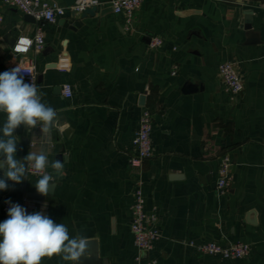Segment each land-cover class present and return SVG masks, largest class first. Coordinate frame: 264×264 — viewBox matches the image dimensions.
<instances>
[{
  "label": "crops",
  "instance_id": "crops-1",
  "mask_svg": "<svg viewBox=\"0 0 264 264\" xmlns=\"http://www.w3.org/2000/svg\"><path fill=\"white\" fill-rule=\"evenodd\" d=\"M107 1L93 13L68 11L43 24V48L24 53L14 51L16 43L32 38L40 22L0 1V73L33 63L42 100L58 113L50 142L39 126L15 130L16 158L45 150L50 161L64 162L48 196L36 191L38 176L6 181L0 222L8 218L6 199L27 197L37 201L33 213L43 211L70 236L89 239L78 264H132L131 207L141 187L159 231L146 253L152 264H264L263 0H143L130 21L105 11ZM245 9L253 10L249 28ZM9 34L12 45L4 39ZM154 37L161 44L150 47ZM223 61L242 79L238 94L219 77ZM144 108L152 116L153 155L131 165ZM5 119L0 113V127ZM226 156L229 185L220 193L216 180ZM209 241H243L250 253L230 259L198 250ZM41 264L71 262L53 256Z\"/></svg>",
  "mask_w": 264,
  "mask_h": 264
},
{
  "label": "clouds",
  "instance_id": "clouds-1",
  "mask_svg": "<svg viewBox=\"0 0 264 264\" xmlns=\"http://www.w3.org/2000/svg\"><path fill=\"white\" fill-rule=\"evenodd\" d=\"M28 44L26 38H20L14 51L24 53ZM24 73L27 70L21 64L0 73V113L6 117L0 127V190L8 188L6 181L19 184L32 174L39 177L34 184L36 191L48 196L56 187V180L64 175V162L50 161L45 150L29 151L23 160L17 159L18 140L14 132L21 125L29 131L39 126L42 136L50 142L57 129L58 113L43 102L44 93L35 84L25 82ZM68 127L65 123L58 130L62 132ZM6 203L10 207L8 218L0 222V264H41L43 258L53 256L78 264L88 256L87 237L70 236L65 224L55 223L43 211L28 214L19 204Z\"/></svg>",
  "mask_w": 264,
  "mask_h": 264
},
{
  "label": "built area",
  "instance_id": "built-area-1",
  "mask_svg": "<svg viewBox=\"0 0 264 264\" xmlns=\"http://www.w3.org/2000/svg\"><path fill=\"white\" fill-rule=\"evenodd\" d=\"M0 1L7 6L16 7L24 14H29L33 16L35 20L40 22L35 29L33 37L26 38L29 41L27 48L33 46L37 51H40L44 46L43 24L55 22L68 11L82 13L87 8L94 6L98 7L105 3V1L102 0H75L71 5L59 4L57 2L46 0ZM142 1L143 0H109L107 3L114 13L123 14L127 21H130L135 9ZM259 5L264 7V0L259 2ZM160 44L161 39L154 37L151 39L149 46L156 47ZM21 65L27 70V73H24L25 82L33 83L37 86V75L34 64L28 62ZM173 73H175V71H173ZM218 74L226 88L232 94H238L241 92L243 89V82L231 61L220 62L218 64ZM63 94L67 97L71 95V87L69 84H63ZM151 131L152 116L149 109L144 108L141 111L138 126L135 129L132 138L135 153L129 156V162L131 165H139L153 155ZM230 165V159L226 156L222 161L219 176L216 180V189L220 193L225 192L228 188V173ZM133 196L134 200L131 207L132 219L130 230L133 237V243L137 249V254L134 257L132 264H152L154 261L147 259L146 253L152 248L154 240L159 237V231L156 227V215L145 210V198L141 187L135 188ZM6 201H10L12 204H19L27 210L28 214L33 213L38 207L37 201L27 197H23L21 200L6 199L3 203V210L6 214H8V209L10 207V204L6 203ZM196 246L198 250L203 253L216 255L221 258H244L250 253V245L243 241H237L228 245L209 241Z\"/></svg>",
  "mask_w": 264,
  "mask_h": 264
},
{
  "label": "water",
  "instance_id": "water-1",
  "mask_svg": "<svg viewBox=\"0 0 264 264\" xmlns=\"http://www.w3.org/2000/svg\"><path fill=\"white\" fill-rule=\"evenodd\" d=\"M65 1V4L66 5H71L75 0H64ZM102 1H105V0H102ZM96 9H97V7H91V8H87L86 10H84L83 12L84 13H93V12H95L96 11ZM108 10H111V7H108V8H106V10L105 11H108ZM252 12H253V10L252 9H245L244 11H243V14H244V16H245V28H249L250 27V25H251V14H252ZM75 13V12H74ZM25 20L26 21H30V22H32V21H34L35 19L33 18V16H31V15H29V14H25ZM10 37V38H9ZM9 37H5L4 39L10 44V45H12L13 43H14V37H13V35L12 34H9ZM184 91H189V89H185ZM30 197H32V198H40V196L38 195V194H34V193H32V194H30L29 195ZM250 214H253V211L252 212H250L249 213V215ZM250 219V218H249ZM250 221H252L253 222V220L251 219Z\"/></svg>",
  "mask_w": 264,
  "mask_h": 264
}]
</instances>
